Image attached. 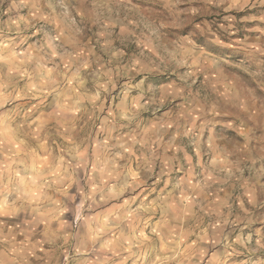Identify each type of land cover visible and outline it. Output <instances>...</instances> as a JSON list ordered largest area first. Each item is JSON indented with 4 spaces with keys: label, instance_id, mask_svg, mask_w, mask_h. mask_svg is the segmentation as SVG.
I'll use <instances>...</instances> for the list:
<instances>
[{
    "label": "clouds",
    "instance_id": "1",
    "mask_svg": "<svg viewBox=\"0 0 264 264\" xmlns=\"http://www.w3.org/2000/svg\"><path fill=\"white\" fill-rule=\"evenodd\" d=\"M0 264H264V0H0Z\"/></svg>",
    "mask_w": 264,
    "mask_h": 264
}]
</instances>
